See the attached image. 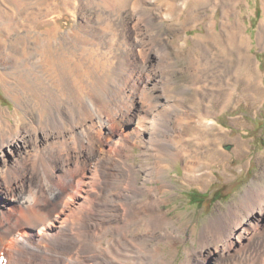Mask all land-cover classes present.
Masks as SVG:
<instances>
[{"label":"rangeland","instance_id":"rangeland-1","mask_svg":"<svg viewBox=\"0 0 264 264\" xmlns=\"http://www.w3.org/2000/svg\"><path fill=\"white\" fill-rule=\"evenodd\" d=\"M139 2L140 0H0V135L2 131L8 134V138L17 134L16 128L12 130L6 125L7 121L13 125L21 121L25 131H33L29 123L36 120L35 99H22L18 93L22 86L15 73L22 65L21 49L28 44L34 48L37 45L33 38L35 30L51 31L54 37L69 34L71 40L78 43L85 42L87 36V44L90 45L88 48L93 54L96 49L108 53L114 67L119 66L121 58H128L129 67L126 68L125 79L120 76L119 81L122 85H128L122 90V96L135 94L136 98L134 103L125 95L121 108L133 109L121 128L108 122L102 131L109 138H102L109 151V158L100 180L103 191L100 186L93 188V193L96 191L94 195L99 196L93 197L90 207L84 212L83 206L80 215L72 207L75 195L89 188L80 183L84 181L86 172L82 173L83 169L76 172L75 160L64 168L63 162L58 159H54L49 168L54 180H57L54 184L57 189L55 195L43 197L47 198L48 206L40 202L41 205L33 207L46 214L47 222L62 227L56 228L59 235L69 233L79 241L86 239L83 236L88 234L87 226L93 225V219L105 207L103 204L109 202V197L111 201L106 207L110 208L113 220L133 234L147 238L153 230L151 207L157 198L158 208L169 211V226L166 229L169 236L177 237L176 241L170 238L174 244L169 242V237L163 238L164 251L171 264H185L187 258H192L188 257L189 251L193 255L194 264H264V230L241 244L237 243L235 251L223 257L219 253L206 252L209 256L206 261L196 254L200 247V233L213 218L224 217L230 207L240 204L247 193L252 194L256 190L264 194V0H142L137 8ZM75 31L83 36L82 40L75 37ZM137 34L146 43L142 57L135 48ZM67 53L68 51L63 57L65 63L70 60ZM75 59L77 62L85 60L82 62L85 64L84 69L89 65L90 59L86 56H76ZM156 72L163 76L162 81L153 78L152 73ZM256 83L257 87L254 86ZM233 88L238 91L233 92ZM230 95L232 100L228 102ZM143 97H148L147 101ZM206 110L212 112L210 118L216 121L219 127L217 129L225 131V135L220 132L223 137L217 143L208 144L210 136L205 139L199 136L201 129L196 121ZM171 114V119L178 118L177 114L182 115L185 121L190 122V127L187 135H183L188 142L176 127V138L171 140V148L162 152V158L168 164L165 182L159 178V172L154 167L151 153L155 136H152L151 131L156 119L164 120L171 117ZM188 116L190 118H186ZM20 129L21 127L17 128L18 131ZM215 132L216 129L210 130L208 134ZM75 142L74 140L73 143ZM4 144L0 142L1 147ZM214 146L219 148V152L210 158L207 148ZM4 150V155L0 154V171L5 163L11 166L16 161L12 151L23 152L24 147L17 142L11 150ZM61 156L64 155L61 153ZM192 161H199L203 165L200 173L207 171L208 167L211 172H205L197 180L188 178ZM94 166L96 164L91 167ZM68 168L72 171H67ZM18 170L19 174L29 171L28 177L31 175L28 167L25 169L21 166ZM139 171H142L138 175L139 179L154 181L151 184L153 186L124 187ZM64 172L69 177L63 178L70 181L60 183L57 178L62 177ZM39 174L33 177L37 179ZM31 184L28 182L20 188H29ZM105 184L108 187L106 189ZM6 189L5 186L0 188L2 218L10 214L13 222L22 220L21 209H25L24 205H20L12 195H6ZM218 190L222 191L220 196L223 200L212 202L211 199ZM191 192L209 193L204 206L190 201ZM114 195L124 197L125 200L115 201ZM159 195L161 196L158 197ZM103 197L106 198L105 201H102ZM163 200H166V204L160 205ZM155 214L159 215L158 212ZM1 216L0 236L3 231L6 232V226L11 222V219L3 222ZM262 220L261 226H264V216ZM71 223L75 226H71ZM75 227L79 228L78 231ZM24 228L30 232L29 227ZM71 230L75 233L72 234ZM22 232L25 236V229ZM54 233L49 232V236H54ZM5 241L11 242V238ZM249 243L250 247L247 246ZM244 245L247 247L241 251ZM50 246V242L43 245L46 250H50ZM5 252L9 254L7 250Z\"/></svg>","mask_w":264,"mask_h":264},{"label":"bare ground","instance_id":"bare-ground-1","mask_svg":"<svg viewBox=\"0 0 264 264\" xmlns=\"http://www.w3.org/2000/svg\"><path fill=\"white\" fill-rule=\"evenodd\" d=\"M141 1L142 0L137 4V8L140 7ZM33 35L34 37H32L35 38V42L37 43L36 47L34 48V46L28 44L21 49L22 65L16 70V73L14 72L18 77L16 78L18 79L19 84L22 86L21 92L18 91L22 99L30 97L35 99L37 116L36 120H31L29 123L33 131L27 129L25 131V128H22L21 126V121H17L14 125L10 121H7L6 125L12 130L13 128H16L17 134L8 138V134H5L2 129L0 135V142L5 143L4 147L0 146V154L3 153L2 155H4L6 152L4 149L8 148L11 150L12 146L17 142L24 147L23 152L12 151L16 156V161L13 165L9 166L5 163L2 166L0 171V188L5 186V188H7L6 195H12L15 199L17 198L16 201H18L20 205H24L25 209L20 208L22 220L17 219L16 222L12 221V215L10 214H7L2 218L1 215L3 212L0 210V216L3 219V222L11 219L9 224L6 222V224H8L6 226V232L3 231L2 236H0V250L2 249V251H5L8 248L10 251H13L10 255V264H171L167 253L164 251L163 238L169 237V242L174 244L171 242L170 238H172L173 241H176L177 237L169 236L166 230L169 226L167 217L169 211H163L158 208L159 202L157 201V198L152 202L151 208L153 215L151 221L153 223V230L147 238H141L133 234L129 229L113 220L110 208L106 207L111 201L110 198L107 197L109 202L103 204L105 207H103L97 214L98 216L93 219V225L87 226L88 234L83 236L86 237L85 240H79H82L81 243L69 233L66 235L64 234L65 236L59 235V233L56 232V228L62 227L47 222L46 214L38 212V210L33 207V205H41L40 202H42L44 206H48L47 198L43 199V197H53L55 195L54 193L57 189H55L54 184L57 180H54V175L49 168L52 161L58 159L63 162L64 168L68 167L69 162L75 160V167H77L76 172L79 173L81 169H83L82 173L86 172L84 181L80 183L89 188L82 190L81 194L77 193L75 195L72 207L76 210V214L78 215L81 214L83 206L84 212L88 209V206L93 202V197L97 198L99 196V194H97L98 196L94 195L96 191L93 193V188L96 186L101 187L100 180L103 177L109 158V151L105 146V141L104 143L102 141V138L103 140L109 138L105 136L102 131L107 127L108 122L118 125L121 128L125 119L131 115L133 108L129 109V107L125 110L121 108V104L126 97L130 101H134V103L136 102L135 94L134 96L133 94H129L128 96L124 94L122 96V90H125L128 85L127 83L122 85L119 81L120 76L125 79L124 74L128 66V58H124L123 60L121 58L119 66L114 67V64H112L110 60L111 55H107L108 53L96 49L93 54L92 50L88 48L90 45L87 44V36L85 37V42L78 43L71 40L69 34L65 37H54V34L51 31L37 32L35 30ZM74 35L77 39L79 38L82 40L83 36L78 31H75ZM135 44V48L139 50V55L142 57V52L146 49V43H144V39L141 38L140 34H137ZM66 51H68L67 55L70 60L65 63L63 57L66 54ZM76 56H86L90 59L89 65L86 66L87 68H83L85 64H82V62L85 60L79 59L80 62H77V59H75ZM170 59L169 61H172ZM92 61H94V64ZM162 73L163 75L165 73L163 67ZM170 73L171 72H169V74ZM152 74L153 78H158L160 81L163 80V76L160 75V72ZM165 76L168 75L165 74ZM256 76L259 75L256 74ZM248 82L250 83V81ZM257 85L258 83L254 84L255 87H257ZM234 88L233 92H237L238 90H235ZM229 97L228 102L232 100V95ZM147 99L145 100L147 101ZM128 106L130 105L128 104ZM163 115L165 116L164 112ZM22 116L18 117L22 118ZM211 116L212 112L206 110L198 119L194 117V119H197V121L195 120L196 125L201 129V132L198 131L201 133L199 136L204 139L206 136L211 137L208 144L219 142V138L221 139L222 136L220 132L225 135L224 129H217L219 127L216 121L211 120ZM177 117L179 119H171V114V117H167L164 120H161V118L156 119L154 122V128L151 131L152 136H155L151 153L154 167L159 172V178H162L161 180H164L165 182H167L164 176L167 172L166 166H168V164L163 160L162 152L166 148H171V140L176 138L174 133L176 127L180 129L182 137L183 135H187V129L190 127V122L185 121V118L182 117V115L177 114ZM186 118H190V116ZM18 127H21L20 131L17 130ZM215 129L217 132L211 135L208 134L210 130ZM1 137L3 139L5 138V140ZM74 140L76 141L75 143H73ZM184 140L188 142L186 138ZM73 144L75 145L72 148ZM207 150L210 154V158H213L215 153L219 152V148H215V146L209 147ZM111 151L113 152V150ZM61 153L64 155L63 157L61 156ZM100 159L103 162H101ZM129 160H127V162H129ZM93 164H96V166L91 167ZM21 166L25 169L27 167L31 169V175L29 177V171L19 174L18 169ZM140 166L142 165H138V167ZM202 167L203 165L199 163V161H192L188 172V178L197 180V177L203 176L205 172H211L208 167L207 171L200 173L199 170H201ZM67 171L72 170L71 168H68ZM141 172L142 171H139L134 174L132 181L125 183L124 187L130 185L139 187L146 185L152 187L153 185L151 184L155 183L154 181H142V179H139L138 175ZM38 173H40L37 175L38 178H34L33 176H36ZM82 173H80V175H82ZM112 173H114V171H112ZM63 177L69 176L64 172L62 177L57 178L60 183L70 181V179L67 180ZM28 182L32 183L29 188H20L21 185L27 184ZM108 183L109 182H107V184ZM107 184H105L106 186L104 185L105 189L108 188ZM82 188L83 187H81V189ZM69 193H71V191H69ZM160 196L161 195L158 197ZM105 199L106 198L102 201H105ZM113 199L115 201L125 200L124 197H119L118 195H114ZM61 203L63 202L61 201ZM69 203H67V205ZM162 204H166V200H163V203L160 205ZM28 209L31 211L33 210V212ZM87 212L89 215V211ZM156 212H158L159 215L155 214ZM18 214H20V211ZM263 216L264 194L262 195L261 191L256 190L252 194L247 193L243 199H241L240 204H235L230 207L228 214L224 217L219 216L218 218H213L211 222L203 228L199 236L200 247L199 251H196L197 257L201 256V258H205L204 260L207 261L209 256L205 254L206 252H209V254L219 253L222 257L234 252L237 243L241 244L246 239L249 240L250 236L253 237L264 230V226H261ZM252 219L254 220L252 221ZM71 224V226H75L73 223ZM1 225L2 224H0V228ZM24 226L29 227L30 232H27L28 229L26 230ZM79 226L81 225L79 224ZM24 229L26 232L21 243L12 244L10 242V245L9 241H5V239L7 240L8 238H13L20 233H23L22 231ZM51 231L55 232V235H52V237L49 236V232ZM74 233L72 232V234ZM5 235H7L8 238H5ZM48 242L51 244L50 250H46L43 247V245ZM247 246L250 247V243L247 244ZM247 246L244 245L241 251L245 250ZM187 254L188 257L192 256V258H187L185 264H194L191 251L187 252ZM240 264L243 263L240 262Z\"/></svg>","mask_w":264,"mask_h":264},{"label":"trees","instance_id":"trees-1","mask_svg":"<svg viewBox=\"0 0 264 264\" xmlns=\"http://www.w3.org/2000/svg\"><path fill=\"white\" fill-rule=\"evenodd\" d=\"M257 16H259V13L257 14ZM221 192H222L221 190L216 191L215 194L213 195V198L211 199V201L217 202V201L223 200V198L220 196ZM208 197H209V193L203 194L200 192H191L189 199H190V201H192L196 205H203L204 206Z\"/></svg>","mask_w":264,"mask_h":264}]
</instances>
